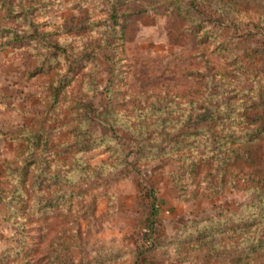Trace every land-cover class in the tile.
Masks as SVG:
<instances>
[{"label": "rangeland", "instance_id": "rangeland-1", "mask_svg": "<svg viewBox=\"0 0 264 264\" xmlns=\"http://www.w3.org/2000/svg\"><path fill=\"white\" fill-rule=\"evenodd\" d=\"M4 28L67 48L23 38L0 51V264H264V243L246 254L264 223L244 226L264 193V0H0ZM227 97L225 128L196 135ZM87 102L106 119L80 151ZM32 156L26 206L7 205L6 168ZM42 176L54 185L33 190ZM147 184L163 246L138 253ZM207 225L228 230L197 239Z\"/></svg>", "mask_w": 264, "mask_h": 264}, {"label": "trees", "instance_id": "trees-1", "mask_svg": "<svg viewBox=\"0 0 264 264\" xmlns=\"http://www.w3.org/2000/svg\"><path fill=\"white\" fill-rule=\"evenodd\" d=\"M112 10H113V16H116L115 7H113ZM32 24L34 27H37V24L35 23H32ZM23 38L29 39L31 43L36 42L43 48H52L55 51L65 50L67 48L65 45H62L56 40H54L53 38H51L50 32H43V31H38L37 29H34L31 34L21 35L14 28H4V29H0V51L4 50L6 46H15L14 45L15 42ZM230 99L231 98H229L227 101H224L222 103L218 101V102H212L211 104L209 103L210 105L209 104L207 105V107L214 108L215 110H219V111H221V109L223 108L224 111H221L222 114L219 113L217 114V116L213 115L212 117H210L211 121H209L207 125H203L202 128L200 129V132L196 133V135L204 134L203 131L205 130V128H208V127L212 128V126L214 125V121L217 119H221V122H223V128H225V125H227L229 121L231 120L230 119L231 115L229 113V110L231 111V109L233 108V105ZM225 105H227V107H225ZM101 107H102L101 104L95 105L94 102H87L82 107L83 116L81 117V121L84 123L82 124V127L85 131L78 130L79 127L74 129L75 135H76V140H75L74 145H77L80 151H85L89 148L87 147L85 140L89 138L87 134L90 132L91 128L93 127V124L98 121H105L106 119V117H104L106 116V114L103 115L104 109ZM236 108H239V107H236ZM40 129H38V132H40ZM258 132H261V129L256 128L253 130L242 131L241 133L237 135L235 133H231L230 135L227 134L225 135V137H228L229 139L233 140V142L245 141V140L252 141ZM38 134L39 133H36L33 139L34 145L39 140V137L37 136ZM179 150H181V147L179 148ZM233 150H236V149H233ZM36 160L38 159L36 157L33 158L32 156L30 161L25 162L24 166H15V167L9 166L8 168H6L4 175L6 177L14 176L16 178L15 179L16 184H15V187L13 188L12 193L9 195V198L7 199V205H9V203H12V202H17V203L21 202L24 206H26L25 202H27V198L24 197V193L22 192V190L24 188V184L28 181L27 176L29 174L34 175V173L37 172L38 170L35 166ZM47 180L49 181H46L44 176H42V179L34 178L32 179L31 188L33 190H37L38 192L42 191L43 189H49L50 187L54 185L55 181H53V177ZM147 186H150V185L147 184L146 187ZM2 192L3 191L0 189V200H4ZM148 198L150 200L149 216L152 217V220L148 222L146 221L145 225L143 226L141 230V233L143 235L142 236L143 246L142 245L137 246L138 253L139 252L143 253L144 251L145 252L151 251L150 249L153 246L154 248L163 246V243L160 239V232H159V227L162 224L163 219L161 217L160 209L158 205L156 204L157 196L155 193V187L153 185L149 187ZM33 204H34L33 207L35 208L36 202H34ZM50 205H52V202L49 200L43 204L45 208H48ZM244 219H245V225H244L245 228L246 227L249 228L255 224L264 223V193H261V195L257 198V201L252 202V203H245V218ZM214 230L215 228L213 227V225H207V227H205V230H204V233L206 234V236L201 235V237H198L197 239H200V240L206 239L210 235L211 232H212L211 234L222 233L228 229H222V227L219 226V227H216V231ZM263 243L264 241L260 239L252 241L248 245V247H246V250H248L246 251V254L250 255L254 252L259 251L262 248ZM152 260H153V257L148 258L145 256V257H142L141 260L139 259V262L142 261V263H146V264L155 263Z\"/></svg>", "mask_w": 264, "mask_h": 264}]
</instances>
